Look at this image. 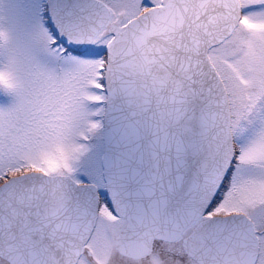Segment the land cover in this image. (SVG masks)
<instances>
[{
    "label": "snow or ice",
    "instance_id": "1",
    "mask_svg": "<svg viewBox=\"0 0 264 264\" xmlns=\"http://www.w3.org/2000/svg\"><path fill=\"white\" fill-rule=\"evenodd\" d=\"M0 264H264V0H0Z\"/></svg>",
    "mask_w": 264,
    "mask_h": 264
}]
</instances>
